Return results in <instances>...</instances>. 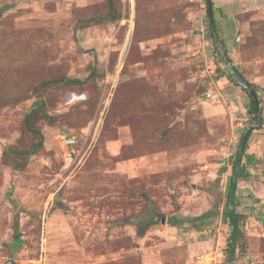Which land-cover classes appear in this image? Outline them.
Segmentation results:
<instances>
[{"label":"rangeland","instance_id":"rangeland-1","mask_svg":"<svg viewBox=\"0 0 264 264\" xmlns=\"http://www.w3.org/2000/svg\"><path fill=\"white\" fill-rule=\"evenodd\" d=\"M113 1L110 20L107 0H0V264H225L249 98L221 74L205 0ZM212 2L259 101L235 201L243 264H264V0ZM117 88L142 111L115 109ZM28 112L43 143L14 169Z\"/></svg>","mask_w":264,"mask_h":264},{"label":"trees","instance_id":"trees-1","mask_svg":"<svg viewBox=\"0 0 264 264\" xmlns=\"http://www.w3.org/2000/svg\"><path fill=\"white\" fill-rule=\"evenodd\" d=\"M113 2H114L113 0H107L108 10H109V16H108V18L110 20L116 19L118 17V13H117V10H116ZM205 2H206V0H205ZM219 11H220L219 8H214L213 7L214 18H215V12H219ZM206 13H207V6H206ZM207 16H208V13H207ZM208 19H209V17H208ZM207 26H208V32H209V34H210V36L212 38V34H211L210 26H209V21H208V25ZM215 29H216L217 41H218L219 45L221 46V48L223 50V53L225 55H227L226 54L225 45H224L222 39H220L219 38V35H218V27H217L216 18H215ZM221 74H222V76H225L228 80H230L231 82H233L236 87H239L241 90H243L233 80V78L231 76H228L224 72V70L221 71ZM89 75L91 77H94L95 76V70H94V68L91 70V72H90ZM68 82L70 84H78V85L82 84V81L79 80V79H77V78L69 79ZM117 92H118V88L116 89V95H115V98H114V101H115V106L114 107H115V109H117L119 106H122V108H123L122 111H125L126 113H129V114H133V113L141 112L142 111L141 110L142 107H137L138 104L133 109L130 108L125 103V101H123L118 96ZM247 97L249 98V95L248 94H247ZM249 101H250V98H249ZM42 106H43V101L42 100H37V101H35L33 103L32 108H34V107L40 108ZM30 117H32V113L28 112L25 115V117H24L23 125H24L25 130L27 132H29L30 134H32V136L34 137V139L36 138V141L33 142L28 149H19L18 147L12 146V147L5 148L3 150V157H4V159L14 169L23 168L27 164L29 156L32 155V154H34L35 152H37L42 147L43 135H42V133L40 132V130L38 128H36L35 126H33V124H31ZM260 121H261V118H260V115L258 114L255 117V122L256 123H260ZM246 143H247V140L245 141L244 147H243V153H242V159L240 161L238 178H244V177H248L249 176L247 174V171L243 170V168H242L243 167V157L246 156V153H245ZM237 144H238V142H237ZM263 157H264V152H263ZM233 162H234V157H233V160H232V166H233ZM227 197H228V195H227ZM237 205L238 204L236 202V206ZM225 212H226V216L228 217L226 205H225ZM241 219H242V215H240L239 213H236V221H237V225H238V234H237V244H238V247H237V249H238V252L239 253L246 254V252H245L244 235H243V232H242V229H241ZM13 231H14L13 232V243H14V245L16 244L17 247H18V245L22 244V239L20 238V233H19V230H18V224H17V222H15V224L13 225ZM227 250H228V242H227Z\"/></svg>","mask_w":264,"mask_h":264},{"label":"water","instance_id":"water-1","mask_svg":"<svg viewBox=\"0 0 264 264\" xmlns=\"http://www.w3.org/2000/svg\"><path fill=\"white\" fill-rule=\"evenodd\" d=\"M207 13L209 17V26L212 34V41L215 48L216 55L220 56L224 62V72L233 78V80L249 95L250 98V114L251 122L247 124L241 132L238 144L234 153V162L232 166V173L228 188V197L226 202L228 225H229V236H228V253L225 258V264H231L234 261L236 253V242L238 234V225L236 221V202L235 193L238 181L240 161L242 159L244 143L248 136L255 127V117L259 113V101L255 88L250 84L249 81L241 74V72L235 67L231 59L223 53L221 46L219 45L216 37L215 29V18L213 12L212 0H206ZM127 17V15H125ZM70 142V140H69ZM5 264H15L13 261H8Z\"/></svg>","mask_w":264,"mask_h":264},{"label":"built area","instance_id":"built-area-1","mask_svg":"<svg viewBox=\"0 0 264 264\" xmlns=\"http://www.w3.org/2000/svg\"><path fill=\"white\" fill-rule=\"evenodd\" d=\"M131 1H133V0H131ZM245 227H247V223L246 222H245ZM235 254L236 255H235L234 261L231 264H243L245 262L248 263V257H246V254H242V255L239 256L240 253L238 252V249H236V253Z\"/></svg>","mask_w":264,"mask_h":264},{"label":"crops","instance_id":"crops-1","mask_svg":"<svg viewBox=\"0 0 264 264\" xmlns=\"http://www.w3.org/2000/svg\"><path fill=\"white\" fill-rule=\"evenodd\" d=\"M263 152H264V150H263ZM263 152H262V153H263Z\"/></svg>","mask_w":264,"mask_h":264}]
</instances>
